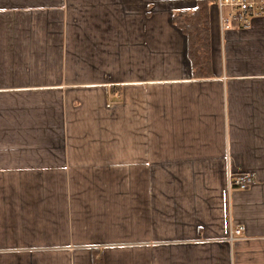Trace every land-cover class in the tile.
<instances>
[{"label":"crops","instance_id":"crops-1","mask_svg":"<svg viewBox=\"0 0 264 264\" xmlns=\"http://www.w3.org/2000/svg\"><path fill=\"white\" fill-rule=\"evenodd\" d=\"M197 1L0 0V264H264V16L195 80Z\"/></svg>","mask_w":264,"mask_h":264},{"label":"trees","instance_id":"trees-1","mask_svg":"<svg viewBox=\"0 0 264 264\" xmlns=\"http://www.w3.org/2000/svg\"><path fill=\"white\" fill-rule=\"evenodd\" d=\"M213 3L214 0H198L192 11L177 12L171 19L186 37L187 58L191 64L192 78L195 80L212 77L209 17Z\"/></svg>","mask_w":264,"mask_h":264},{"label":"built area","instance_id":"built-area-1","mask_svg":"<svg viewBox=\"0 0 264 264\" xmlns=\"http://www.w3.org/2000/svg\"><path fill=\"white\" fill-rule=\"evenodd\" d=\"M214 3L222 31L233 27L245 30L253 19L264 16V0H214ZM253 182L252 176L239 175L231 178L229 185L233 188L245 189ZM242 231L243 228H237L233 236L238 237Z\"/></svg>","mask_w":264,"mask_h":264}]
</instances>
